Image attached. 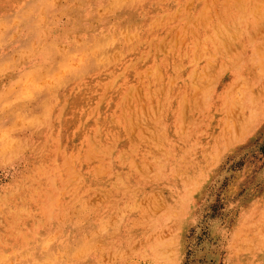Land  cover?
<instances>
[{
    "label": "rangeland",
    "instance_id": "1",
    "mask_svg": "<svg viewBox=\"0 0 264 264\" xmlns=\"http://www.w3.org/2000/svg\"><path fill=\"white\" fill-rule=\"evenodd\" d=\"M0 264H264V0H0Z\"/></svg>",
    "mask_w": 264,
    "mask_h": 264
},
{
    "label": "bare ground",
    "instance_id": "2",
    "mask_svg": "<svg viewBox=\"0 0 264 264\" xmlns=\"http://www.w3.org/2000/svg\"><path fill=\"white\" fill-rule=\"evenodd\" d=\"M71 4V3H70ZM6 7V6H5ZM83 9V8H82ZM5 10V9H4ZM118 18V17H117ZM81 19V18H80ZM148 22V21H147ZM133 28V27H132ZM56 35V34H55ZM119 48H121V47H119ZM154 69V68H153ZM32 242V241H31ZM33 250V249H32ZM35 254V253H34ZM73 262V261H72Z\"/></svg>",
    "mask_w": 264,
    "mask_h": 264
}]
</instances>
